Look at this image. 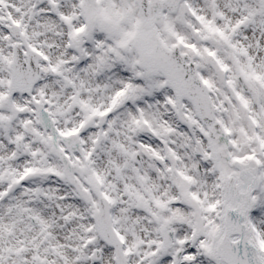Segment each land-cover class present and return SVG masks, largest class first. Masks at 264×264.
I'll list each match as a JSON object with an SVG mask.
<instances>
[{"label": "snow or ice", "instance_id": "6c2138e0", "mask_svg": "<svg viewBox=\"0 0 264 264\" xmlns=\"http://www.w3.org/2000/svg\"><path fill=\"white\" fill-rule=\"evenodd\" d=\"M0 264H264V0H0Z\"/></svg>", "mask_w": 264, "mask_h": 264}]
</instances>
